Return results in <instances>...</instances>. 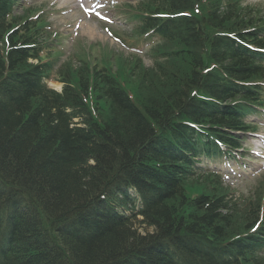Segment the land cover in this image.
<instances>
[{
    "label": "trees",
    "instance_id": "trees-1",
    "mask_svg": "<svg viewBox=\"0 0 264 264\" xmlns=\"http://www.w3.org/2000/svg\"><path fill=\"white\" fill-rule=\"evenodd\" d=\"M15 5L0 0V264H264V185L235 197L197 165L250 128L264 66L245 44L264 49V17L242 0H144L140 30L164 39V61L81 47L54 72L29 63L52 36Z\"/></svg>",
    "mask_w": 264,
    "mask_h": 264
},
{
    "label": "rangeland",
    "instance_id": "rangeland-1",
    "mask_svg": "<svg viewBox=\"0 0 264 264\" xmlns=\"http://www.w3.org/2000/svg\"><path fill=\"white\" fill-rule=\"evenodd\" d=\"M32 1H35V3H46L48 5L47 9L51 10L52 13H54L50 18L53 24V28L59 31L60 33L62 32L65 35L60 43L61 49L63 50L62 61L68 60L70 55L73 53V50L75 51V47H78L79 45L85 47V49L90 52V57H92V60H95L96 57H100L102 55V48L108 49L107 51L110 55H117L118 53H121L126 57H130V53H133V51H137L131 46L130 41L123 40L124 44L121 42H116V40L110 34H108L107 31H105V26L107 25V23H101L95 17L89 19L85 17V19H83L82 12L76 9L77 2L75 0ZM245 1L249 3L250 1H253L252 3H256V1L259 0ZM124 2H127V0H96L95 4L102 10L107 11V15L111 17L115 22L114 25L110 26L112 30L121 34H130V31L132 30L130 29L131 24H127L125 22V13L127 11L122 8ZM17 13L21 14L22 10L19 9ZM81 21L82 24H80ZM145 43L146 44L143 45V49L141 50L142 52H137H141L139 54L144 57V62L146 66L152 67L153 65L151 63L148 47L150 43ZM97 44L101 45L102 48L96 47L95 50L89 51L90 45L98 46ZM78 51H80V49H78ZM110 58L111 60H114L115 56H111ZM74 63L75 66H77L78 61L75 60ZM180 64L181 62H179V65ZM111 67L117 70L116 68L118 67V65L114 66L112 64ZM139 77L142 76L140 73H138V71H132L129 68H126V71L123 73V78H125L124 80L126 83L133 82L134 84L140 85L141 91L145 90V92L148 93L150 90L149 88H147V85L143 83L145 77L142 79H139ZM150 77L153 78L151 75ZM53 86L56 87L58 90H61L62 88V85L61 87H59L58 84H55ZM142 98V96L139 97V100L143 103ZM258 128H260V130L264 132V121H260ZM257 144V140L253 142L254 147H256ZM254 150L258 151L256 152V154H253V156L257 158L258 161H254L255 163L245 161L242 170H238V166L234 164L224 165L222 167H225L228 171L227 181L230 185L232 184L236 189H238L239 194L247 195L250 190L257 186V183L259 184V182L263 181L262 178L264 177V175H262V172L264 171V149L253 148V151ZM129 188L131 187H124V189L119 192V195L124 190H127L128 193H131L132 198H134L135 192L133 190H129ZM138 202L136 201L137 207L140 206L141 201L139 203ZM138 219L140 220V218ZM135 224L136 228H139L140 231H142L143 233L152 231V228L138 223V220L137 222H135Z\"/></svg>",
    "mask_w": 264,
    "mask_h": 264
},
{
    "label": "bare ground",
    "instance_id": "bare-ground-1",
    "mask_svg": "<svg viewBox=\"0 0 264 264\" xmlns=\"http://www.w3.org/2000/svg\"><path fill=\"white\" fill-rule=\"evenodd\" d=\"M94 49H92L91 51H93Z\"/></svg>",
    "mask_w": 264,
    "mask_h": 264
}]
</instances>
